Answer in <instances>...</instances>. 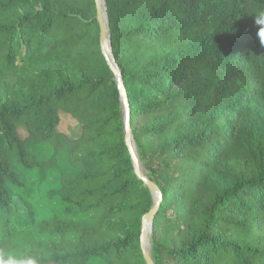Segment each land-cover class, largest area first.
I'll use <instances>...</instances> for the list:
<instances>
[{
  "label": "trees",
  "instance_id": "trees-1",
  "mask_svg": "<svg viewBox=\"0 0 264 264\" xmlns=\"http://www.w3.org/2000/svg\"><path fill=\"white\" fill-rule=\"evenodd\" d=\"M105 6L155 264H264V0ZM114 77L95 0H0V264H146Z\"/></svg>",
  "mask_w": 264,
  "mask_h": 264
},
{
  "label": "water",
  "instance_id": "water-1",
  "mask_svg": "<svg viewBox=\"0 0 264 264\" xmlns=\"http://www.w3.org/2000/svg\"><path fill=\"white\" fill-rule=\"evenodd\" d=\"M103 2V3H102ZM95 0L96 9H97V21L100 27V47L103 55L106 58L107 63L109 64L110 68L112 69L115 77L114 80L118 85V89L120 92V100L123 105L124 111V139L128 146L131 159L134 166V171L137 177L143 181L144 185L150 190L153 198V204L151 209L146 213L142 218V228H141V235H140V248L142 251V255L146 264H155V261L152 257V243L150 241V252H148L146 248V241L148 238V233H152V223L154 216L160 206V202L162 199V192L158 185L150 180V178L145 174L143 170V166L141 164L138 150L132 135L131 126H130V110L129 104L126 96V90L122 79V74L120 69L118 68L116 61L114 59L112 53V42H111V34L109 30L108 24V15H107V8L105 6V0ZM109 48L112 60L108 57L107 49Z\"/></svg>",
  "mask_w": 264,
  "mask_h": 264
},
{
  "label": "rangeland",
  "instance_id": "rangeland-1",
  "mask_svg": "<svg viewBox=\"0 0 264 264\" xmlns=\"http://www.w3.org/2000/svg\"><path fill=\"white\" fill-rule=\"evenodd\" d=\"M62 122L59 125V129L65 131L69 136L77 135L79 131V127L76 125L74 120H72L68 115L62 114ZM21 132H25V129L22 127ZM30 185H33L34 187V199L36 201V210L40 211V213L44 212L43 210H46L48 206H50V202L48 201L49 196V188L50 183L40 182L37 183L35 180H31ZM35 183V184H34ZM52 200L51 198H49ZM100 215L99 211H95L88 215V222L92 223L95 221L98 216ZM151 241V236H150ZM150 248V244H149ZM97 264H105V263H97Z\"/></svg>",
  "mask_w": 264,
  "mask_h": 264
},
{
  "label": "bare ground",
  "instance_id": "bare-ground-1",
  "mask_svg": "<svg viewBox=\"0 0 264 264\" xmlns=\"http://www.w3.org/2000/svg\"><path fill=\"white\" fill-rule=\"evenodd\" d=\"M101 2H102V0H101ZM107 54H108V57L112 60V55H111V52H110L109 48L107 49ZM149 238H150V233H148V238H147V241H146V248H147L148 252H150V248H149L150 241H149Z\"/></svg>",
  "mask_w": 264,
  "mask_h": 264
}]
</instances>
